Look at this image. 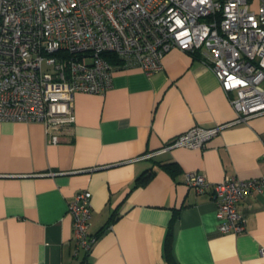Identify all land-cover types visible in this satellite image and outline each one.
Listing matches in <instances>:
<instances>
[{
    "label": "crops",
    "instance_id": "1",
    "mask_svg": "<svg viewBox=\"0 0 264 264\" xmlns=\"http://www.w3.org/2000/svg\"><path fill=\"white\" fill-rule=\"evenodd\" d=\"M75 115L58 145L41 124L0 122V264H83L69 211L80 191L92 194L98 238L84 264H264V194L239 203L244 233L222 234L211 193L185 184L189 172L210 183L264 174V114L203 149H167L192 128L236 119L198 57L173 49L150 76L118 69L104 95L76 94Z\"/></svg>",
    "mask_w": 264,
    "mask_h": 264
},
{
    "label": "built area",
    "instance_id": "2",
    "mask_svg": "<svg viewBox=\"0 0 264 264\" xmlns=\"http://www.w3.org/2000/svg\"><path fill=\"white\" fill-rule=\"evenodd\" d=\"M257 1L254 9L253 0H0V122L41 124L47 144H61L74 134L76 94L104 95L118 69L150 76L178 49L215 74L236 113L167 146L203 149L224 128L264 114V0ZM185 184L211 193L222 234L244 233L239 203L264 194V174L210 183L189 172ZM91 199L80 191L69 205L76 258L98 239L89 233Z\"/></svg>",
    "mask_w": 264,
    "mask_h": 264
},
{
    "label": "trees",
    "instance_id": "3",
    "mask_svg": "<svg viewBox=\"0 0 264 264\" xmlns=\"http://www.w3.org/2000/svg\"><path fill=\"white\" fill-rule=\"evenodd\" d=\"M149 179V177L146 179L144 176H142V177H140L139 179H138V184H141V183H145V182H147V180ZM97 236V235H96ZM88 255L89 254H85L84 255V258H83V264L87 261V257H88Z\"/></svg>",
    "mask_w": 264,
    "mask_h": 264
},
{
    "label": "rangeland",
    "instance_id": "4",
    "mask_svg": "<svg viewBox=\"0 0 264 264\" xmlns=\"http://www.w3.org/2000/svg\"><path fill=\"white\" fill-rule=\"evenodd\" d=\"M263 87H264V84H263Z\"/></svg>",
    "mask_w": 264,
    "mask_h": 264
}]
</instances>
